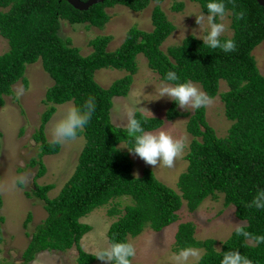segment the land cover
I'll return each instance as SVG.
<instances>
[{
	"label": "trees",
	"instance_id": "trees-1",
	"mask_svg": "<svg viewBox=\"0 0 264 264\" xmlns=\"http://www.w3.org/2000/svg\"><path fill=\"white\" fill-rule=\"evenodd\" d=\"M165 1L105 0L80 11L66 0H0V35L9 44V50L0 54V106L5 105V97L17 99L13 87L19 81L28 86L25 73L30 64L41 60L54 79L44 100L48 107L33 136L39 152L27 168L18 170L36 169L32 187L25 195L30 200L43 202L47 212L46 220L29 234V245L22 254L24 264L45 251L66 253L73 248L78 253L76 264L95 263L97 259L81 244L93 228L81 219L126 197L131 199V204L121 209L116 204L109 211L110 216H119L108 231L111 245L128 242L129 237L140 236L147 227L161 232L180 220L183 201L190 212H195L205 199L218 194L224 195L225 206L235 207V216L245 222L246 231L254 236L264 235V210L246 206L264 189V75L253 55L255 48L264 42V7L255 0H224L233 35L221 40H234L235 51L211 49L190 35L179 46L164 52L162 45L176 30L160 7ZM191 1L207 14L206 5L210 0ZM151 3L156 4L152 13L153 30L132 27L114 51L108 49L112 36H98L89 42L93 53L83 56L70 38L60 34L62 21L104 29L112 19L107 12L109 8L122 5L142 12ZM184 7L183 2H175L173 10L181 11ZM242 10L244 19L237 20L236 14ZM140 54L146 57L149 68L161 81L173 84L191 81L201 85L212 99L220 95L226 118L232 122L227 137L220 138L208 123L203 107L195 109L193 114L182 113L173 101L165 119L135 113L145 131L150 132L162 128L166 121L189 118L186 129L192 140L185 156L187 170L177 184L180 193L159 180L151 169H145L141 177L134 174V162L128 150L134 140L125 128L116 127L112 122L113 98L126 97L130 92ZM109 68L126 74L105 89L95 80V73ZM168 71H175L179 80L166 81ZM221 81L228 89L220 94ZM90 96L94 97L96 107L84 131L78 134L84 137L85 145L77 168L60 194L50 198L55 185L38 181L47 173L44 157L58 154L61 144L48 141L46 125L58 105L73 102L74 106L82 107ZM122 144L128 148L121 149ZM18 185L24 188L23 184ZM2 199L0 193V209ZM31 219L29 216L25 227ZM4 223L5 218L0 215V244L5 243ZM195 230L192 222L181 223L174 246L175 253L188 247L203 250L200 259L191 264H220L224 252L229 250L240 251L253 264H264V243L245 240L235 230L224 242L198 240Z\"/></svg>",
	"mask_w": 264,
	"mask_h": 264
},
{
	"label": "rangeland",
	"instance_id": "rangeland-1",
	"mask_svg": "<svg viewBox=\"0 0 264 264\" xmlns=\"http://www.w3.org/2000/svg\"><path fill=\"white\" fill-rule=\"evenodd\" d=\"M175 2H183L185 4L184 9L174 11ZM155 6V3H151L142 12H134L122 5L109 8L107 12L112 16V19L104 29L89 28L86 25H70L62 21L60 34L63 38H70L72 44L80 48L83 56L93 53V48L89 46V42L98 36H112L108 49L114 51L121 46L128 30L132 27H137L143 31L153 30L152 13ZM160 7L166 13L169 21L176 26L174 33L162 45L164 52H167V49L172 46H179L190 35L202 38L207 34V29L200 31L199 26L196 24L195 15L204 14L197 3L191 0H166ZM231 22L230 13H227L224 20L227 31L222 37L233 35ZM8 50V41L0 35V54ZM253 55L261 74L264 75V42L255 48ZM137 62L138 72L134 75V83L130 92L126 97L113 98L111 118L113 124L119 128H125L124 125L127 121L126 107H133L135 113L140 112L134 108L138 100L141 101L137 105L138 108H147L154 117L163 119H165L166 113L173 102L167 97L158 99V95L155 94L156 87H159L163 81H161L159 75L149 68L146 57L140 54L137 57ZM125 74L126 72L122 70L101 69L95 73V80L107 89L113 83L122 79ZM25 79L28 81L27 87H25L23 81H19L13 87L15 97L16 90L23 87V96L19 99L5 97V105L0 106V131L3 133V137L0 139V193L3 196V208L0 209V215L5 218L2 231L5 243L0 244V264H24L22 254L29 245L31 239L29 234H32L36 227L47 218L44 203L30 200L25 195V192L32 187V178L36 169H28L24 172L18 170L27 168L30 160L37 157L39 152V145L35 143L33 136L41 126L42 114L48 107L44 101L46 91L53 85L54 79L47 73L41 60L27 67ZM194 84L204 91L201 85ZM227 89V84L221 81L220 94ZM219 96L212 99L213 103L206 108V115L208 123L214 128L217 135L220 138H225L232 122L226 118L224 105ZM70 106H74V103L68 102L57 106L56 113L46 125V135L49 142H52V128L65 115L67 108ZM178 110L182 113L193 114L195 109L184 110L178 107ZM146 116L152 117L150 114ZM188 121V117H179L173 121H166L162 128L153 131L155 133L166 130L176 138H185L187 147L183 155L176 160L174 167L158 168L157 166L154 168L147 165L138 156L130 154L134 162V174L137 177H141L145 169H151L159 180L180 193L177 184L179 177L187 170L188 162L185 160V156L192 140L186 129ZM84 145V137H77L75 141L61 144L58 154L44 157L47 173L38 182L40 184L55 185V189L49 193L50 198H55L60 194L75 172ZM121 149L126 150L127 148L122 144ZM21 175L27 177V183L23 184L24 188H21L17 182ZM131 203L130 198L116 200L111 205L96 209L87 217L81 219L83 223L89 224L93 228L92 232L82 239V247L87 253L93 254L96 250L111 246L108 242V231L110 226L118 220V216H110L109 211L116 204H120L119 208L121 209ZM29 216L32 217L31 223L25 227ZM179 216V221L161 232H156L147 227L140 236L130 238V243L136 248V256L132 264H173L172 256L175 254L174 246L181 223L192 222L195 225V236L198 240L214 239L218 242L226 241L238 224L245 225V222L240 221L235 216L234 206H225L223 194L205 199L195 212H190L186 202L183 201ZM216 247L221 248L220 244H217ZM203 253V250L200 251V257ZM77 257L76 248L66 253L45 251L38 254L34 261L29 264H76ZM197 261L196 259H190L188 264ZM95 264H102V262L98 261Z\"/></svg>",
	"mask_w": 264,
	"mask_h": 264
},
{
	"label": "clouds",
	"instance_id": "clouds-1",
	"mask_svg": "<svg viewBox=\"0 0 264 264\" xmlns=\"http://www.w3.org/2000/svg\"><path fill=\"white\" fill-rule=\"evenodd\" d=\"M206 8V15H195L196 24L199 26L200 31L207 29L206 35L202 38H197L202 39L203 44L211 49H221L225 53L235 51L236 43L234 40H221V37L227 31V25L224 23L227 15V6L224 0H210ZM244 17L245 12L243 10L236 14L237 20H242ZM178 80L179 77L175 71L166 73V81L174 82ZM23 94V87L16 90L17 99ZM155 94L158 95V99L167 97L175 101L177 106L184 110L207 108L213 103L212 98L191 81L175 84L162 82L159 87H156ZM139 103H141L139 100L135 103V110L140 111L142 114L153 116L149 109L138 108L137 105ZM95 107V99L91 96L88 97L82 107H68L65 115L55 123L51 130L52 142L54 144H64L68 141H75L78 134L84 131L85 126L91 120ZM125 114L127 121L124 127L128 136L134 140L133 146L127 147L129 153L138 156L147 165L154 168L157 166L158 168L174 167L176 160L183 155L187 147L185 138H176L166 130H160L155 133L145 131L141 120L136 118L133 107H126ZM17 182L25 184L27 183V177L21 175ZM246 206L264 210V189L258 191L251 203ZM235 231L238 236H242L245 240H255L257 244L264 243V235L254 236L246 231L242 225L238 224ZM108 242H110L109 238ZM200 251L192 247L183 248L178 253L173 254V264H188L190 259L199 260ZM92 255L97 259L95 263L101 261L102 264H132L136 256V248L130 243L129 237L128 242L112 243L110 247L96 250ZM220 264H253V261L242 255L238 250H229L224 252Z\"/></svg>",
	"mask_w": 264,
	"mask_h": 264
},
{
	"label": "water",
	"instance_id": "water-1",
	"mask_svg": "<svg viewBox=\"0 0 264 264\" xmlns=\"http://www.w3.org/2000/svg\"><path fill=\"white\" fill-rule=\"evenodd\" d=\"M71 6L80 11H87L92 6L103 3L105 0H88L87 2H83L81 0H66ZM262 7H264V0H255Z\"/></svg>",
	"mask_w": 264,
	"mask_h": 264
}]
</instances>
